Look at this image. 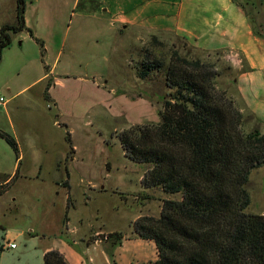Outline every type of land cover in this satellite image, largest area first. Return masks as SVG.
<instances>
[{
    "label": "rangeland",
    "instance_id": "obj_1",
    "mask_svg": "<svg viewBox=\"0 0 264 264\" xmlns=\"http://www.w3.org/2000/svg\"><path fill=\"white\" fill-rule=\"evenodd\" d=\"M178 1L25 0L30 29L12 34L0 59L6 99L28 86L8 107L0 105V132L18 143L16 151L0 135V224L18 245L4 249L0 264H45L46 244L67 254L73 249L81 264H114L102 243L107 233L134 236L133 221L159 217L164 199H181L180 193L145 189L142 177L152 165L126 157L120 140L132 125L161 121L174 51L215 64L217 87L241 110L244 130L264 132L262 64L253 67L239 52L205 48L193 32L148 34L116 24L120 15L143 11L148 21L165 26ZM234 1L264 38V0ZM16 22L17 0H0V33L2 25ZM146 53L166 62L141 77L138 66ZM246 188L247 211L264 213V165L251 172ZM31 230L41 234L30 236ZM136 246L126 242L115 250L117 264H130L139 255ZM144 249L147 256L153 253Z\"/></svg>",
    "mask_w": 264,
    "mask_h": 264
},
{
    "label": "trees",
    "instance_id": "obj_2",
    "mask_svg": "<svg viewBox=\"0 0 264 264\" xmlns=\"http://www.w3.org/2000/svg\"><path fill=\"white\" fill-rule=\"evenodd\" d=\"M25 10V0H17V22L1 26L0 59L12 34L30 29ZM165 62L146 53L137 75L146 77ZM219 75L215 64L174 51L161 121L120 133L126 157L152 165L142 186L181 194V199L163 200L159 217L142 215L132 222L134 234L154 240L158 250L155 261L142 264H264V213L247 211L251 196L246 188L251 172L264 165V132L244 130L241 110L217 87ZM0 135L18 150L15 139ZM6 230L0 224V258ZM124 238L113 231L102 241L114 264ZM44 262L69 264L58 249L47 251Z\"/></svg>",
    "mask_w": 264,
    "mask_h": 264
},
{
    "label": "crops",
    "instance_id": "obj_3",
    "mask_svg": "<svg viewBox=\"0 0 264 264\" xmlns=\"http://www.w3.org/2000/svg\"><path fill=\"white\" fill-rule=\"evenodd\" d=\"M240 4L234 0H179L176 12L172 16L170 22L165 24V26L148 21V19L143 16V11L142 14L139 13L140 16L132 15V13L124 17L120 15V17L116 19V24L122 23L121 25H123L122 27L124 30L140 29L141 31H146L148 34L169 33V35H176L184 31L188 33L193 32L201 36L203 40L201 44L204 45L205 48L214 50L225 49L232 53L234 51L239 52L249 60L253 67H257L256 65L259 63L262 64L264 68V38L255 33L249 23L245 9L242 4ZM26 25L30 28L28 22H26ZM5 87L8 92H12L10 83H6ZM47 87L44 89V97L46 101L50 102L51 96L49 91L51 86ZM27 88L28 86L14 92L10 98H7L6 107L9 105L8 101L10 102L12 99L18 97ZM11 177L12 175L10 178ZM70 185L71 184H69V186ZM66 231V233H69L70 228ZM33 232L34 230H31L30 236H38L41 234H34ZM44 238L45 235L42 233L41 239ZM8 240H10L9 234L6 231V241ZM83 241L87 247L90 246V244H87L86 240ZM9 242L6 243V247H9ZM126 242H134L137 243V248L139 246L141 247L138 252L139 255H136L130 264H142L155 261L158 258V250L154 240L143 239L137 235L130 237L125 236L122 245L117 249L123 248ZM74 243L76 244L77 242L74 241ZM146 246L153 252L150 256H147L145 253L144 247ZM17 247L18 245L16 244V247L12 249H16ZM52 249L57 248L51 244H46L42 247L41 253L43 260L44 254ZM63 254L67 258L69 264L82 263V257L73 249H70L68 254ZM115 261L117 264L116 257Z\"/></svg>",
    "mask_w": 264,
    "mask_h": 264
},
{
    "label": "built area",
    "instance_id": "obj_4",
    "mask_svg": "<svg viewBox=\"0 0 264 264\" xmlns=\"http://www.w3.org/2000/svg\"><path fill=\"white\" fill-rule=\"evenodd\" d=\"M7 102V99L4 97V95L0 92V105H5ZM9 247L11 248H15L16 247V243L13 241H10L8 243Z\"/></svg>",
    "mask_w": 264,
    "mask_h": 264
}]
</instances>
